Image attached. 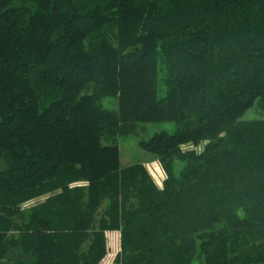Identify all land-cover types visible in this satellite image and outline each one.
<instances>
[{"label": "trees", "instance_id": "16d2710c", "mask_svg": "<svg viewBox=\"0 0 264 264\" xmlns=\"http://www.w3.org/2000/svg\"><path fill=\"white\" fill-rule=\"evenodd\" d=\"M159 121L161 186L118 143ZM115 230L119 264H264V0H0V264Z\"/></svg>", "mask_w": 264, "mask_h": 264}, {"label": "rangeland", "instance_id": "374dc122", "mask_svg": "<svg viewBox=\"0 0 264 264\" xmlns=\"http://www.w3.org/2000/svg\"><path fill=\"white\" fill-rule=\"evenodd\" d=\"M83 90L82 92H85ZM101 104L104 107L114 109L117 107V99L113 96H105L101 99ZM256 106V105H255ZM250 108L244 115L245 118H259L262 115L259 113L256 107ZM175 129V123L173 121H159V122H139L136 123L135 132L121 136L118 139L119 151H120V163L122 167L131 165L134 163H142L152 176L154 182L161 186L165 177V172L160 162L150 153L143 150L139 146L141 140H148L152 134L160 131L173 132ZM199 145L193 147L192 145H183L182 149L195 148L200 150ZM106 240L108 246L107 254L100 260L99 264H119L117 261V255L120 252L121 237L118 231L106 232Z\"/></svg>", "mask_w": 264, "mask_h": 264}, {"label": "built area", "instance_id": "2783aa9c", "mask_svg": "<svg viewBox=\"0 0 264 264\" xmlns=\"http://www.w3.org/2000/svg\"><path fill=\"white\" fill-rule=\"evenodd\" d=\"M106 236H107V234H106ZM102 261V260H101ZM109 264H110V262H109Z\"/></svg>", "mask_w": 264, "mask_h": 264}]
</instances>
